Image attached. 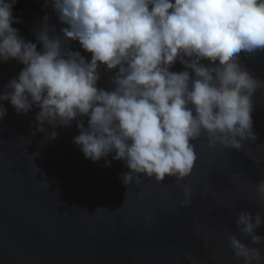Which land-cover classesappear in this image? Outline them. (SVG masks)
<instances>
[{"label": "clouds", "instance_id": "clouds-1", "mask_svg": "<svg viewBox=\"0 0 264 264\" xmlns=\"http://www.w3.org/2000/svg\"><path fill=\"white\" fill-rule=\"evenodd\" d=\"M48 3L65 27L56 34L45 15L36 35L38 51L37 43L12 27L22 23L13 17L16 0H0V63L23 65L4 85L0 102L9 101L17 114L38 109L35 131L45 133V124L53 129L45 140L75 120L79 134L73 143L84 157L97 162L114 153L112 160L128 169L121 179L129 188L144 179L161 184L166 177L180 187L193 171L202 137L210 147L235 150L257 139L253 96L264 90V79L241 57L264 53V0ZM74 41L90 60L70 47ZM177 62L183 70L171 71ZM101 67L113 72L110 90L97 86ZM5 115L0 104V120ZM181 192L187 208L192 186L183 184ZM255 193L264 210V178ZM235 215L237 230L249 242L227 235L234 258L238 264H264V237L256 233L261 212Z\"/></svg>", "mask_w": 264, "mask_h": 264}, {"label": "water", "instance_id": "water-1", "mask_svg": "<svg viewBox=\"0 0 264 264\" xmlns=\"http://www.w3.org/2000/svg\"><path fill=\"white\" fill-rule=\"evenodd\" d=\"M12 13L22 20L12 27L37 43L38 51L36 35L45 15L56 34L65 27L46 0H16ZM70 47L90 60L78 42ZM241 58L264 79V53ZM22 68L16 60L0 63V92ZM170 70L183 66L177 62ZM100 72L97 86L110 90L113 72L104 67ZM262 102L264 90L253 96L255 141L235 150L210 147L202 137L193 171L180 187L166 177L161 184L144 179L129 188L121 179L128 169L112 160L114 153L97 162L84 157L73 143L79 134L75 120L45 140L53 129L45 124V133L35 131L38 109L17 114L9 101L0 102L6 109L0 120V264H238L226 237L232 233L249 241L237 230L235 213L260 211L256 233L264 237V210L255 193L264 178ZM183 184L192 186L187 208L180 203Z\"/></svg>", "mask_w": 264, "mask_h": 264}]
</instances>
